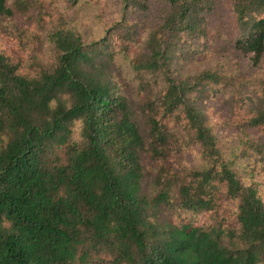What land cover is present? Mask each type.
<instances>
[{
	"label": "trees",
	"instance_id": "trees-1",
	"mask_svg": "<svg viewBox=\"0 0 264 264\" xmlns=\"http://www.w3.org/2000/svg\"><path fill=\"white\" fill-rule=\"evenodd\" d=\"M120 1L119 45L105 37L86 43L74 30L58 29L50 35L52 65L34 73L0 51V135L7 136L0 148V264H264V202L233 167L252 153L264 161V142L249 133L264 131V78L172 69L178 51L204 32L209 0H165L145 52L129 57L138 25L126 15L140 1ZM232 5L233 45L257 64L264 0ZM14 10L0 0V15ZM117 53L152 100L132 107L121 93L110 73ZM161 81L164 87L151 89ZM226 88L238 105L224 121L240 130L231 149L201 106ZM174 113L181 129L169 124ZM191 147L198 164L175 166ZM148 166L152 192L144 184ZM225 197L238 200L233 223L218 213ZM167 208L217 219L176 222L164 215Z\"/></svg>",
	"mask_w": 264,
	"mask_h": 264
},
{
	"label": "rangeland",
	"instance_id": "rangeland-1",
	"mask_svg": "<svg viewBox=\"0 0 264 264\" xmlns=\"http://www.w3.org/2000/svg\"><path fill=\"white\" fill-rule=\"evenodd\" d=\"M17 0H7V5L14 6L11 16L0 15V51L12 57L20 64V70L35 72V67L52 65L54 59L53 43L50 35L58 29H72L86 43L99 41L102 38L118 39V21L121 19L122 4L120 0H24L25 6L20 7ZM138 6L129 7L127 18L136 21L138 31L130 43L128 56L134 57L145 52V44L150 31L161 21L166 11L165 0H137ZM211 11L206 15L204 27L200 35L191 38L190 46H184L176 55L172 69L176 74H197L204 69L219 70L223 73L241 72L264 78V54L257 64H253L250 55L237 50L234 45L236 35L235 14L232 0H209ZM115 46V49H118ZM116 62L110 69L111 78L117 81L121 93L125 95L132 107L145 100H152V92L141 91L139 83L141 76L130 70L127 60L119 53ZM164 87L159 85L151 89L158 91ZM230 89L219 90L214 95L202 100L201 106L217 136L226 141L229 149L235 146L238 128L228 126L224 121L238 109L232 102ZM235 106H234V105ZM233 105V106H232ZM176 113L168 117L170 125H179ZM230 122L231 121H227ZM79 123L75 126V131ZM264 130V129H263ZM264 131L249 130L250 136L264 142ZM77 136L78 133H73ZM180 138L183 134L177 133ZM187 137V135H186ZM7 142L6 135H0V148ZM239 155L240 150H236ZM200 160L197 157V147L185 149L176 160L175 166L182 168L194 167ZM149 165V164H148ZM234 169L244 184L251 183L257 188L264 202V161L260 156L251 154L247 158H236ZM145 176L144 184L149 192L153 191V173L150 166ZM238 200L223 199L222 209L218 213L226 216V222L233 223ZM164 215L176 222L183 218L191 219L198 225H211L216 222L217 215L212 212L193 214L191 211L175 212L172 208L164 210ZM94 255V253H93Z\"/></svg>",
	"mask_w": 264,
	"mask_h": 264
}]
</instances>
